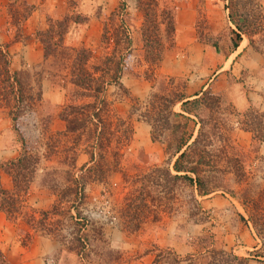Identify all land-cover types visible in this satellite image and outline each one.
<instances>
[{
  "label": "crops",
  "instance_id": "obj_1",
  "mask_svg": "<svg viewBox=\"0 0 264 264\" xmlns=\"http://www.w3.org/2000/svg\"><path fill=\"white\" fill-rule=\"evenodd\" d=\"M95 1L98 15L88 17L83 24L71 25L63 44L85 48L90 53L87 64L97 65L113 49L115 33L122 23L131 39L133 64L129 74L119 80L123 92L116 85L105 89L107 112L102 117L98 146L94 144L96 132L92 124L66 132V122L60 117L65 107L91 103L92 99L71 96L73 87L62 79L67 69L45 68L51 60L45 61L41 43L35 37L36 32L48 28L47 19L60 20L76 13L75 3L0 0V45L9 54V70L17 74L22 93L33 91L37 77L40 87L39 99L32 101V106L37 103L35 120L25 122L22 127L17 121L12 122L9 108L0 105V165L15 161L23 148L41 156L34 179L28 191L20 195L17 209L11 215L0 210V264H73L67 257L73 251L23 221L24 214L36 216L55 203L54 190L66 188L64 174L70 169L72 158L75 168L92 169L81 208L91 196L100 194L97 188L101 187L102 195L108 194L116 203L119 215L129 193L139 186L136 180L141 174L169 159L165 143L153 141L150 126L133 112L162 77L172 79L174 89L183 94V100L172 111L194 120L187 122L192 123L187 145L196 138L199 124L193 115L181 110V104L198 98L204 91L221 99V129L232 146L219 163L225 169L218 177L221 189L199 195L194 185H181L170 201L169 211L157 210L152 218L147 215L139 218L131 231L110 228L107 238L101 229V250L113 251L118 264H161L162 255L167 256L168 251L177 257V264H193L191 259L202 255L196 239L211 236L213 248L246 258V264H264V259L253 257L262 243L249 223V186H264V142L254 140L252 133L239 125L241 115L249 108L264 113V55L259 48L253 49L249 37L243 34L237 47L232 48L226 32L235 30L228 17L229 0H156L155 33L160 39L166 38L165 22L159 17L164 10L171 14L173 30L171 37L159 42L163 46L160 60L152 68L143 61L142 33L147 23L145 6L139 4L140 0ZM253 1L264 15V0ZM18 5L31 9L25 18L18 15ZM204 37H212L213 41ZM43 121H46L44 130L40 127L44 126ZM179 154L170 156L168 168L172 174H175L172 165ZM237 159L242 167L239 173L230 165L231 160ZM0 185L12 193L11 177L3 170ZM159 255L160 259L155 261ZM164 262L168 264L167 257Z\"/></svg>",
  "mask_w": 264,
  "mask_h": 264
},
{
  "label": "trees",
  "instance_id": "obj_2",
  "mask_svg": "<svg viewBox=\"0 0 264 264\" xmlns=\"http://www.w3.org/2000/svg\"><path fill=\"white\" fill-rule=\"evenodd\" d=\"M242 1L255 5L257 10L256 23H252L251 19L255 18L249 16L248 13L250 12H244ZM139 4L145 6V23H147L142 33L143 61L152 68L158 64L163 47L159 42L153 43L147 36L150 29L155 30L156 25L153 24V19L157 16L155 10L158 5L156 0H140ZM228 9L229 20L235 28V30H231L232 48L237 47L242 34L249 37V44L251 45H253L252 35L258 33L264 35L263 10L253 0H229ZM30 10L27 8L21 17L25 18ZM170 15V12L165 10L159 14V17L162 16L161 21L165 22L166 38L171 37L173 30ZM86 21L87 19L78 13L64 16L61 20L47 19L48 28L36 32L35 37L41 43L45 61L51 59L53 68L58 66L62 69H69L67 75H64L62 79L73 87L71 96L74 99H92L91 103L65 107L60 117L66 122V132L68 130H82L88 124H92L94 125L93 131L96 132L94 144L98 146L102 135V117L107 112V103L103 94L108 85H116L123 92L119 80L128 75L133 67L131 39L127 28L121 23L115 33L114 46L110 54L103 57L99 64L88 65L90 59L88 50L83 47L71 48L63 44V37L68 28L71 25L83 24ZM9 59L7 50L0 45V105L9 108V117L16 124L23 110L21 106L23 95L17 74L9 70ZM138 62L139 59L136 65ZM159 80L145 102L138 104L137 108L134 107L133 112L137 113L139 119L150 126L153 141H159V139L162 141L163 139L166 142L165 149L169 154V159L161 166L148 169L149 171L136 180L140 187L134 189L126 198L127 210H133V214L129 217L132 222L139 219L138 210L142 211L147 208L146 199H149L151 203L156 202V199L151 197L152 190L157 193L160 192L158 191L160 188L172 201L174 194L183 184L194 185L199 195L221 189L218 177L224 174L225 169L220 168L219 163L223 160L226 151L232 150L229 139L224 136L222 130L223 109L221 108V99L218 96L209 91H204L198 98L181 104V110L193 115L197 120L196 123L199 124L196 138L187 145L191 132H185V128L188 121L193 122L194 120L172 111V107L183 100V94L174 89L172 79L162 77ZM39 97L40 87H38L37 92V98L39 99ZM241 116L239 125L252 133L254 140L264 142V113L249 108ZM163 133H166V136L162 137ZM184 146H186L185 149L181 151ZM179 152L180 154L172 165L175 174H172L168 168L170 156L172 157ZM40 160L39 154L27 152L23 148L15 161L0 165V171H6L10 175L13 185L12 193H7L0 185L1 211L11 215L17 209L20 195L28 191L29 185L38 170ZM72 162L73 158L70 169L64 174V179L68 183L66 188L54 190L57 197L55 203L48 210L38 212L36 216L34 213L31 215L24 214L23 221L30 228L54 237L69 251L75 252L84 264H108V261H117V256L108 249L103 250V256L99 255L101 256L100 262L89 261L92 240L88 232H95V236L101 238L100 230L95 231L94 228L86 230L89 219L83 215L80 209L84 200L85 186L91 180L92 169L75 168ZM230 165L235 169V172H241L242 167L238 159L231 160ZM76 172L77 174H75ZM93 172L98 175L96 169ZM237 173L236 175H238ZM245 196L246 194H244ZM249 212V223L262 243V247L253 253V257L264 259V186L258 188L249 186ZM65 228H69L70 231L63 234ZM25 239L28 241V237ZM196 242L199 254L200 252L202 255L207 252L213 253L211 264L247 263L246 258H239L223 250H209L211 247L214 249L211 236L197 238ZM103 257H107L108 260L104 261ZM159 259L160 255L155 261ZM167 259L168 264L179 262L177 257L169 251L167 252Z\"/></svg>",
  "mask_w": 264,
  "mask_h": 264
},
{
  "label": "rangeland",
  "instance_id": "obj_3",
  "mask_svg": "<svg viewBox=\"0 0 264 264\" xmlns=\"http://www.w3.org/2000/svg\"><path fill=\"white\" fill-rule=\"evenodd\" d=\"M72 2L75 3V5H76V8H74V9H76L75 12L78 13L83 18L87 19L88 17L98 15L99 7H98V5H95L96 4L95 0H72ZM242 3H243L244 12H247V11L250 12V13H248L249 16L252 18H255V19H251V21H253L252 23L253 24L256 23L257 22V19H256L257 18V10L255 9L256 8L255 5L253 3L248 4L246 1H245V4H244V1H242ZM17 7H18V15L23 16L26 12L25 11L26 9L23 8L21 5H18ZM76 13H73V14H76ZM67 15H70V14H67ZM50 20H54V19H50ZM111 20H114V18L112 17ZM155 31L156 30L150 29L149 32L147 33L148 38L153 43L164 41V39H166L164 37L160 39V37H158V35H157V33H155ZM200 31L201 30H199V33L202 35L203 34L202 31L201 32ZM226 32L231 37L230 40L232 41L233 36L231 34V30H226ZM262 34L263 33H258V34L252 35L251 40L253 41V46H254L252 48L255 50H257L259 48L258 50L260 52H262L264 55V35H262ZM161 35L163 36V33ZM204 38L209 40V41H213L212 37H204ZM52 67L53 66L51 64V61H48L45 64V68L48 70ZM68 70L69 69H67V71ZM157 80H159V78ZM159 81L157 82V84L159 83ZM38 87H39V78L37 77L35 79V86L33 88V91L31 93L29 92L28 94L24 93V92L22 93L23 100L21 102V106L23 107L22 108L23 110L21 111L20 116L17 119V124H19V127H22L23 124H25V122L29 123L34 119L33 112H36V104L37 103L34 102L35 104H34V106H32V103H33L32 101H33V99L37 100ZM43 124H44V126L41 125L40 127L44 130L46 128V121H43ZM191 124L190 123L187 124V126L185 128V132H191V130H192ZM165 134L163 133L162 137L166 136ZM158 142H160V143L163 142L166 144V142H164L163 139H162V141H160V139H159ZM143 174H145V172ZM139 187H140V185L137 188H139ZM99 189L101 191H99ZM97 190L100 192V194L97 196H95V195L91 196V193H90L89 194L91 196L90 200L86 201V205L84 203L82 208H81L83 215L86 216L87 219H89V224L87 225L86 230L91 229V228H94L95 231L102 229V231L104 232L103 234H105L104 236L107 238L106 233H108L107 230L110 228H113V229L121 228L122 230L124 228H127L128 231H131L132 229H134L137 226L138 220H133V222L130 221L129 217L131 216V214H133V210H129V211L127 210V202L125 205L122 206V211L120 212V215H119L117 210H116L117 209V207L115 205L116 203H113L111 196H109L108 194L102 195V191H104V190H102L101 187L97 188ZM158 191H160V192L156 193L155 190L151 191V197L153 199L155 198L156 202L151 203V202H149L150 201L149 199H146L145 203L147 205V208L142 210V211L138 210L139 218L144 217L146 215L148 217L151 216V218H152V215L157 210L159 212L160 211H162V212L169 211V208L171 206L170 205V203H171L170 198L168 197V195H166V193L163 190L161 191L160 188H158ZM181 197H183V196H181ZM198 218L203 219V218H201V216H198ZM69 231H70L69 228H65L63 231V234H66V232H69ZM88 234L92 240V242L90 243V253H89L90 259H89V261L91 260L94 262H100L101 256H99V255L103 256V254H104L103 250H101V246H103V244L101 243V238L96 237L95 232H88ZM104 236L102 237V240L105 239ZM209 250L217 251V249H215V248L212 249V247ZM197 251H198V249H197ZM212 254L210 252L209 253L207 252L201 256L194 257L191 259L192 263L193 264H211V255ZM67 257H68L69 261H71L73 264H84L82 259L78 258L76 253H74V252H73V254H71V256L67 255ZM162 257H163V260H162L161 264H165L164 260L167 257L166 254L164 253L162 255ZM103 258H104L103 259L104 261L108 260L107 257H103ZM79 259H80V261H78ZM115 262H117V261H113L112 264H118ZM230 264H232V263H230Z\"/></svg>",
  "mask_w": 264,
  "mask_h": 264
}]
</instances>
